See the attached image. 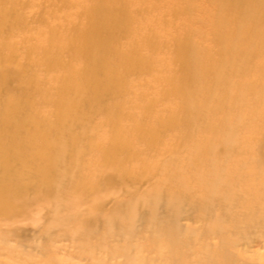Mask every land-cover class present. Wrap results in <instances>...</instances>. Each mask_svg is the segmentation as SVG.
Masks as SVG:
<instances>
[{"label": "rangeland", "instance_id": "1", "mask_svg": "<svg viewBox=\"0 0 264 264\" xmlns=\"http://www.w3.org/2000/svg\"><path fill=\"white\" fill-rule=\"evenodd\" d=\"M171 1L163 0L162 7L155 11L150 8L144 9L142 13L146 18L143 19L136 13L134 4L128 5L131 0L119 1V5L128 10V19H124L125 13L121 12V7L118 14L113 16L110 5L105 0L101 3V9L107 15L103 45L111 48L118 43H125L129 38V31H125L122 36L114 26L120 29L127 24L136 26L139 23L136 27L150 40L147 49L150 53L149 69L139 74L137 80L146 82L150 88L146 95L149 100L142 101L139 109L147 103L152 106V113L176 111L173 104L155 100L160 86L154 79L159 74L163 77L171 68L172 47L168 42L174 38L175 32L179 34L195 32L191 34L196 48L186 54L185 59L187 63L197 61L195 67L198 69H202V64L198 62L202 50L213 52L214 46H219L212 40L208 23L210 17L203 14L206 7L210 6L206 4L207 0H196L197 2L189 4L185 12L181 9L171 11L169 7ZM84 4L88 3L83 0H0V27L10 31L7 38L0 32V46L2 44L9 46V49L0 47L1 115H6L4 111L7 103L11 104L12 111H16L20 102L25 103L30 99L33 102L31 96L34 91L33 79L23 70V65L24 57L27 55L30 56L27 57V61L31 58L34 63L37 60L35 54L39 50L49 48L45 41L42 42L38 30L56 29L60 39L78 35L79 30L87 23L82 14ZM7 14L12 15L3 18ZM156 14H159L162 26L157 32L152 30L150 20ZM137 17L140 18L139 21ZM196 26L200 27L194 31ZM148 29L153 33H149ZM132 31L135 29L132 28ZM159 37L163 40L158 39ZM154 45L161 47V52L157 51ZM73 49L71 47L57 53L59 62L64 66L71 59ZM227 49L240 56L247 51H256L257 42L228 46ZM113 54V51H109L107 56L111 57ZM91 64L98 71L97 79L92 85L95 86L99 82L101 84L107 77L109 69L97 56L92 59ZM226 68L235 76L248 74V68L240 64L239 60L229 62ZM65 71L69 69L65 67L62 71L57 70L56 76ZM213 72L209 69L205 75L207 86L212 84ZM35 74L40 75L42 79L51 76V73L45 75L41 71ZM259 81L264 86V80ZM128 86L130 99L136 102L138 98L134 93H137V90L144 91L147 87L132 84ZM201 88L202 84L197 83L193 89L187 90L186 97L199 99L198 91ZM53 97L54 93L47 90L40 101L42 104L50 105L54 103ZM35 98L39 100L38 96ZM78 102L79 97L76 94L71 96L65 103L64 116L61 119L54 117L53 112H50V116L43 113L42 118L45 121L37 124L33 115L25 114L22 117L27 118L22 125L17 126V129L25 127L27 130H38L41 135L42 132H47V137L42 138L43 144L45 148L52 150V154L46 160L44 170L54 177L52 180H43L42 182L46 183L37 186L38 194L23 193L13 198L6 208L0 211V264H150L153 260L156 264H264V235H255L248 243L236 241L241 234L236 232L234 227L229 232L225 231L224 227L219 230L220 223L231 222L230 215L227 217L221 199L210 196L205 188L212 184V187L221 191L219 194H226L233 188L236 191L239 183L245 184L256 176L264 177V115L250 124L249 114L254 106L253 99L248 98L249 103L239 108L234 103L221 105L218 100L209 98L207 104L211 106L213 113L196 106L192 108L185 106L182 110L190 113L192 121L184 128L182 134L164 133L157 149L147 150L141 146L153 170L150 172L147 166L136 162L135 165H130L134 174L124 178L119 177L117 173L119 165L116 164L115 158L109 164H102L97 168L98 160H95L96 165L93 164L94 158L86 155L85 149L78 142L80 139L68 144L72 134L84 130L85 137L88 133L87 125L96 122L92 118L89 122L86 119L82 120L78 117V112L70 109V106L73 108ZM98 103L106 101L98 100ZM125 108L120 106L118 110L120 114H125ZM205 112L208 113L207 118L204 117ZM212 114L215 117L214 121L211 118ZM140 119L139 110L131 109L119 121L123 129L132 134L135 130L130 128ZM107 123L113 126L117 122L111 118ZM194 124L207 126L208 133L194 130ZM252 125L259 127L258 133L251 131ZM232 130L238 132L234 134L236 142L231 145L223 146L218 143L207 145L203 141L206 136L214 137L219 133L226 135ZM191 135L197 138L194 146H190L187 141ZM21 137L24 138V135ZM16 138L18 139L17 136ZM17 143L22 144L18 140L0 144L2 188L4 186L8 188L7 184L9 187L16 184L15 174L26 173L27 176H23V179L33 182V177L28 171L33 170L35 173L42 171L37 160H33L30 165H21L17 162L14 157L17 152L14 146ZM133 150H137V146H134ZM228 156H232V159L225 162ZM140 158L141 156L135 161ZM2 167L5 168L4 171ZM155 170L161 173V177H154L161 178V196L181 198L190 209L184 218L178 221L179 233L176 229L167 227L161 220V230L164 231L161 240H155L151 230L146 228V222L140 220L145 214L143 209L146 207L140 205L142 200L146 205L156 201L146 195L154 191L152 187L155 180H152V177L157 175ZM252 170L255 172L252 173ZM95 171L97 175L92 173ZM81 172L85 174L90 172L92 175L83 180L85 184L81 178L79 179ZM108 172L112 175L109 176L113 178L112 182L107 180ZM4 177L7 180H4ZM61 182L65 188H61L63 186L59 185ZM146 189L148 191H145ZM134 206H139L137 212L139 217L136 219L139 222L135 220L133 230L137 228L142 232L137 239L130 234L129 225L120 221L124 214L132 213ZM177 206L178 204H171L166 209L174 210ZM102 217L114 223L104 227L96 224L95 219ZM68 231L72 235H65L64 232ZM83 232H88L89 235L80 236ZM192 232H197L198 236L191 237ZM174 241L176 242L173 243ZM204 248L208 253L203 252Z\"/></svg>", "mask_w": 264, "mask_h": 264}, {"label": "bare ground", "instance_id": "2", "mask_svg": "<svg viewBox=\"0 0 264 264\" xmlns=\"http://www.w3.org/2000/svg\"><path fill=\"white\" fill-rule=\"evenodd\" d=\"M83 1L88 3L82 5V14L86 18L87 23L84 28L79 30L78 35L60 39L59 32L56 29L41 28L38 30V34L42 38V42L45 41L49 45V48L43 51L39 50L35 54L37 60L34 63L31 58L30 61H27V57L30 56L24 57L23 70L33 79L32 87H34V91L31 94L33 102L32 99L25 103L20 102L19 109L16 111H12L11 104L7 103L5 104L6 111H4L6 115L0 114V144L1 142L9 143L13 140L20 141L21 145L17 143L14 146L17 149L16 154H14L17 162L21 165H30L33 160H37L41 164L42 169L39 173H35L33 170L28 171L33 177V182H27L23 179V176H27L26 173L15 174L16 184L14 186L9 187L7 184L6 186L9 189L5 186L3 188L0 187V211L6 208L13 198L23 195V193L38 194L39 189L37 186L45 184L46 182H42L43 180H52V177H54V175L44 170L45 162L52 154V150L45 148L43 144L44 140L42 138L47 137V132H42L41 135L38 130H27L25 127L17 129V126L22 125L27 118L22 116L25 114L33 115L34 122L37 124L45 121L42 118L43 113H46V116H50V112H53L54 117L61 119L64 116L65 103L74 94L79 97V102L73 108L70 106V109L78 112L80 119H86L89 122L92 118L96 122L87 125L86 130H88V133L85 137H83L84 130L72 134L68 144L70 145L75 139H80L78 142L85 149L86 155L94 158L93 164L96 165L95 160H98L97 168L102 164H109L115 158L116 164L119 165L117 173L121 178H124V176L130 177L134 174V170L130 165L133 166L136 162L147 166V170L150 172L153 170V166L147 154L143 153L141 146L146 147L147 150L157 149L160 147L161 136L164 133L178 132L182 134L181 132H183L184 128L189 126L188 123L192 121L190 113L182 110L185 106L189 108L196 106L212 112L211 106L207 104L209 98L218 100L221 105L234 103L239 108L249 103L248 98H251L254 100V106L250 109V124L264 115V86L259 81L260 79L264 80V0H207L206 4L210 6L206 7V9L204 8L203 14L210 17L208 23L211 28L212 40L214 44L219 46H214L213 52L202 50L198 61L202 64V69L195 67L197 61L187 63L185 59V55L196 48V43L191 34L195 32L182 34L175 32L174 38L168 42L172 47L170 51L172 54L171 68L163 77H161V74L154 77L160 86L155 100L173 104L176 111L171 113H152V106L147 103H144L145 106L139 109V104L142 101L149 100L146 95L150 89L146 82L137 80L139 74L148 71V58L150 55L147 50L150 40L136 27L139 23L136 26L127 24L120 29L114 26L115 30H118L122 36H124L125 31H129V38H127L125 43H118L109 48L102 44V40L106 37L104 26L107 19V15L101 9V3L104 0ZM105 1L110 5V12L113 16L118 14L119 7H121V12L124 11L125 13L123 14L124 19H128V10L119 5L120 0ZM162 1L131 0L128 5L134 4L136 13L143 19L146 18L142 13L144 9L158 10L163 5ZM193 2L197 1L172 0L169 7L171 11L181 9V11L185 12L189 8V4ZM11 15H4L3 18H8ZM137 19L138 21L140 20L138 17ZM150 20L152 21V30L157 32L162 27L159 14L150 18ZM222 26L223 28H221ZM199 27L196 26L194 31ZM132 28L135 31L131 32ZM2 30V27H0L3 37L7 38L10 31ZM152 30L148 29V32L153 33ZM158 39L163 40L160 37ZM251 41L257 42L256 51H247L245 54L238 56L227 49L228 46L244 45ZM159 45L161 46V44ZM0 47L9 49V46H4V44ZM71 47L74 48L71 59L64 66L59 62L60 58L57 53L64 52ZM154 47L161 52V47L155 45ZM109 51L114 52L111 57L107 56ZM95 56L108 65L109 72L107 77L101 81V84L99 82L97 85L92 86L98 74L97 69L91 64ZM235 60H239L240 64L248 68L247 75L235 76L234 73L226 68L229 62ZM65 67L69 71L60 72L56 76L57 70L62 71ZM209 69L214 72L211 78L212 84L207 86L205 84V75ZM37 71H41L45 75L51 73V76L42 79L40 75L35 74ZM197 83L202 84V88L198 91L200 98L196 100L187 98V90L193 89ZM129 84L147 86L144 91L137 90V93H134V96L138 98V102L132 98L130 99ZM47 90L54 93V103L50 105L42 104L43 102L40 101L43 93L47 92ZM37 96L39 100L35 98ZM98 100H104L106 103H98ZM123 102L125 103L124 105ZM78 104L80 105L78 106ZM120 106L126 107L125 114H120L118 111ZM131 109L139 110L141 115L140 121L130 128L135 130V133L132 134L128 130L125 131L119 121ZM33 111L39 113H34ZM204 117L207 118L208 113L205 112ZM111 118H114L117 122L113 126L107 123V120ZM211 118L213 121L215 120L213 114ZM250 128L253 133H258L259 127L252 125ZM194 130H200L204 133L209 131L207 126L205 127L202 124L199 126L195 125ZM237 132L238 130H232L226 135L219 133L214 137L206 136L203 141L207 145L218 143L228 146L236 142L234 134ZM21 135H24V138ZM195 138L196 136L191 135L187 140L190 146H194L193 143L197 142V138ZM134 146H137L135 151L133 150ZM188 148L191 147L188 146ZM139 156L141 158L135 161ZM231 159L232 156H228L225 162H230L229 160ZM2 169L3 171L5 170L4 167ZM91 170L92 168L90 167L89 171ZM155 172L157 175L152 177V180H155V185L152 187L154 191L146 193V195L153 197L156 201L146 205L142 200L140 205L143 208L144 205L146 207L143 209L145 214L140 217V220L146 222V228L151 230L155 240H159L161 236L162 238L164 236V231L161 230V220L167 227L176 229L179 233L180 231L177 229L178 221L184 218L190 209L189 205L187 203L184 204L181 198L161 196V173L159 174L158 170H155ZM254 172L252 170V173ZM92 173L97 175L96 171ZM80 174L79 179L81 178L83 184L86 183L83 180L92 176L90 172L88 174L81 172ZM107 174V180L112 182L113 178L109 177L112 175L109 172ZM157 176H160L159 179L154 178ZM3 179L7 180L6 177ZM59 185H63L61 188H65L63 182L59 183ZM196 187L198 186L196 185ZM236 187V191L233 188L226 194H219L221 191L212 187V184L205 188L210 196L221 199L225 205L227 217L230 215L231 222L220 223L219 230L224 227L225 231L228 230L227 232H229L234 227L235 231L241 234L240 237L236 238V241L249 243L255 235H264V177L256 176L245 184H237ZM197 189L199 190L200 188ZM145 191H148V189ZM171 204H178V206L174 210H167V206ZM138 210L139 206H134L131 214H124L120 218V221L129 225L130 234L133 235L134 239H137V236L142 234L137 228L133 230L135 220L139 217L137 214ZM208 210L211 209L208 208ZM95 221L96 224L103 227L114 223V221L103 219V217L95 219ZM136 221L139 222L138 220ZM68 232H64L65 235H72L70 231ZM86 235H89V233L83 232L80 234L83 237ZM193 236L197 237L198 233L192 232L191 237ZM207 251L206 248L203 249L204 253H208ZM154 261L150 264H156Z\"/></svg>", "mask_w": 264, "mask_h": 264}]
</instances>
